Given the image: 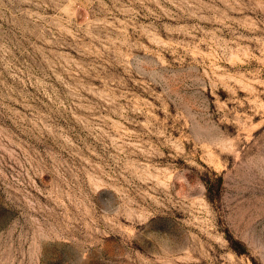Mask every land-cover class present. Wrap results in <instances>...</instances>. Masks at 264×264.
I'll return each mask as SVG.
<instances>
[{"label":"rangeland","instance_id":"obj_1","mask_svg":"<svg viewBox=\"0 0 264 264\" xmlns=\"http://www.w3.org/2000/svg\"><path fill=\"white\" fill-rule=\"evenodd\" d=\"M0 264H264V0H0Z\"/></svg>","mask_w":264,"mask_h":264}]
</instances>
